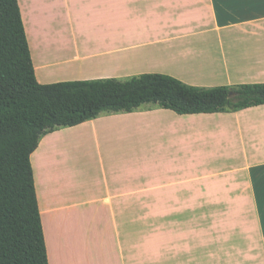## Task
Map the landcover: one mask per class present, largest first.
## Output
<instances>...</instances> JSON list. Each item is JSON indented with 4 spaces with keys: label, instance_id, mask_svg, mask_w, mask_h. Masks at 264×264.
Listing matches in <instances>:
<instances>
[{
    "label": "crops",
    "instance_id": "1",
    "mask_svg": "<svg viewBox=\"0 0 264 264\" xmlns=\"http://www.w3.org/2000/svg\"><path fill=\"white\" fill-rule=\"evenodd\" d=\"M18 1L40 84L143 74L199 87L264 83V0ZM69 128L31 155L49 264H95L80 224H102L99 264H264V223L171 220L203 197H264L212 173L264 168V105L194 115L144 105Z\"/></svg>",
    "mask_w": 264,
    "mask_h": 264
},
{
    "label": "trees",
    "instance_id": "2",
    "mask_svg": "<svg viewBox=\"0 0 264 264\" xmlns=\"http://www.w3.org/2000/svg\"><path fill=\"white\" fill-rule=\"evenodd\" d=\"M144 105L179 115L264 105V83L199 87L164 74L40 84L18 0H0V264H49L31 155L42 138Z\"/></svg>",
    "mask_w": 264,
    "mask_h": 264
},
{
    "label": "rangeland",
    "instance_id": "3",
    "mask_svg": "<svg viewBox=\"0 0 264 264\" xmlns=\"http://www.w3.org/2000/svg\"><path fill=\"white\" fill-rule=\"evenodd\" d=\"M69 129L68 127H63L57 130L67 134L66 130ZM70 139L77 141L80 138L76 135H71L67 140ZM74 151L78 158V165L81 166L84 150H81L80 146H76ZM212 173L217 174V178L214 180L225 182L226 189L233 191L241 189L243 186L240 184L253 188L254 183V188L264 190V168L256 169L254 167L251 171L245 165L214 166ZM206 182L208 180H201L200 184H206ZM256 203L260 208L258 207L257 209ZM171 220L172 224H262L264 223V197H203L200 198L196 211L186 210L181 214V217L173 215ZM80 230L88 243L94 263L99 264V256L104 252L103 245L107 238V235L102 231V224H80ZM181 261H183V264L197 263L196 260L193 263V259L186 257L182 259L180 256L179 262L181 263ZM203 261L207 260L203 259ZM167 262L175 264L174 260L171 259H167ZM103 264H106V262L104 261Z\"/></svg>",
    "mask_w": 264,
    "mask_h": 264
}]
</instances>
